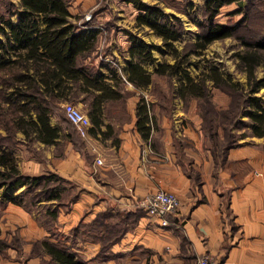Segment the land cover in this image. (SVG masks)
I'll return each instance as SVG.
<instances>
[{"label":"crops","instance_id":"1","mask_svg":"<svg viewBox=\"0 0 264 264\" xmlns=\"http://www.w3.org/2000/svg\"><path fill=\"white\" fill-rule=\"evenodd\" d=\"M101 3L68 0V9L73 16L94 12L87 20L93 17L92 32L98 39L102 36L98 27L110 29L106 41L98 42L104 49L111 47L116 56L118 64L111 67V75L125 80L111 86L123 94L133 91L126 99L113 102V108L124 105L128 115L108 114L105 106L99 130L82 138L83 151L75 150L81 162L65 172L67 181L75 186L76 198L65 199L60 205L56 200L41 198L26 206L24 186L15 191L17 198L22 197V204L0 194V237L12 243L0 255V264H40L42 256L47 255L31 252L42 240L67 246L90 264H115L117 259L135 264H194L196 257L204 254L215 264H264L261 137L240 136L229 149L226 162L216 164L210 149L201 143L198 117L183 108L179 117L172 119L152 108L145 120L151 129L143 136L137 126L138 104L142 98L154 103L152 86L135 87L127 81L124 68L130 59L127 31L135 34L149 28L136 25L138 10L133 4L125 0ZM148 31L153 41L161 40L153 30ZM154 56L156 67L159 60ZM142 65L151 72L155 69ZM177 105L183 106L181 99ZM191 120L195 123L193 130ZM173 136L192 145L187 149L186 143L184 147L191 158L186 170L177 159ZM80 153L93 157L90 163ZM96 157L102 164L95 163ZM159 187L173 191L181 201L177 212L168 216L167 226L136 205L138 198ZM43 205L47 207L41 211ZM100 213L120 219L122 228H126L118 242L104 248L94 238ZM49 217L54 222L50 226Z\"/></svg>","mask_w":264,"mask_h":264},{"label":"trees","instance_id":"2","mask_svg":"<svg viewBox=\"0 0 264 264\" xmlns=\"http://www.w3.org/2000/svg\"><path fill=\"white\" fill-rule=\"evenodd\" d=\"M8 1L5 10H0L1 196L22 204V197L17 198L15 191L21 186L27 189L34 187L36 191L31 195L33 204L44 198L47 201L56 200L60 205L65 199L76 198L75 186L68 182L67 188V180L58 173L46 175L41 181L42 175L23 172L16 165L10 146L21 143L18 134H22L24 139L56 144L62 127L52 125L51 118L54 105L62 101L72 104L82 102L92 123L89 132L96 133L106 103L115 115L127 116L125 106L113 108V102L126 99L133 91L120 93L105 80L103 73L87 62L97 52L99 44L98 36L92 32L94 24H90L93 17L79 23L84 14H70L68 0H18L17 4ZM125 1L138 10L136 25L139 28L147 26L162 41L160 45L147 42L127 31L131 46L128 49L130 59L124 68L126 79L139 88L151 85L150 92L155 97L153 104L146 102L145 98L138 104L137 126L143 136H147L151 129L145 125V120L151 116V109L158 108L161 114L172 119L174 99L178 97L185 110L193 102L201 143L210 149L216 164L226 162L229 149L236 145L240 136L264 137V101L257 94L259 88L264 87V30L246 36L238 33L240 22L222 23L217 20L221 8L232 3L238 5L233 14H248L250 0H204L201 32L195 41L185 43L181 50L175 44L182 32V21L178 16L166 12L159 0L155 4L143 0ZM227 37L241 41L243 48L237 52L236 66L246 74V84L234 81L211 61H207L196 77L192 76L189 70V65L193 63L190 53L200 55L211 43ZM160 46H165L174 62L163 60L153 72L148 71L142 63L155 64L157 59L153 49ZM259 67L260 76L257 75ZM153 75L166 76L170 80L168 88L153 83ZM113 78L117 81L115 85H119L120 79L116 75ZM210 85L228 95L227 107L214 104ZM243 113H246V119H242ZM64 120L75 129L65 113ZM240 129L243 131L239 133ZM173 143L177 159L186 170L191 163L184 150L186 143L176 136H173ZM79 145L76 150L81 152L84 142L81 140ZM261 148L264 152V145ZM0 205L2 207L3 203L0 202ZM97 224L98 233L94 238L102 243L103 248L118 242L126 230L122 228L120 219L102 213L97 217ZM10 245L11 242L0 237V255L5 254ZM31 254L47 255L42 256L40 264H90L67 246H59L50 240L36 242Z\"/></svg>","mask_w":264,"mask_h":264},{"label":"rangeland","instance_id":"3","mask_svg":"<svg viewBox=\"0 0 264 264\" xmlns=\"http://www.w3.org/2000/svg\"><path fill=\"white\" fill-rule=\"evenodd\" d=\"M122 1V0H121ZM148 2L149 4H155L156 0H143ZM163 8L166 12L171 15H176L182 21V32L179 39L175 41L178 49H182L185 43L193 42L197 39L198 34L201 32L200 25L203 22V4L204 0H159ZM102 2V3H101ZM6 3H9L8 0H0V10H5ZM13 4H17V0H12ZM101 5L104 4V1L100 0ZM238 9V5L236 3H232L229 5H225L221 8L220 13L217 15V20L222 23H233L240 22L241 28L239 30V34H244L246 36H252L254 31L264 30V0H250V7L248 10V14L236 13L233 14L234 11ZM94 12H87L84 14V18L79 19V23L85 21V19L93 16ZM14 18V16L12 17ZM92 21L90 24H93ZM102 36L100 39L106 41L107 37L110 36L109 28H97ZM150 30V29H148ZM145 30H136V36H143L144 39L149 42L156 43L160 45L162 41L156 38L154 41L151 37L150 31ZM105 33V34H104ZM237 35V32H236ZM243 48L241 41L234 37H227L221 40H216L211 43L207 49L203 51L202 54L198 55L194 52L190 53L192 64L189 65V70L192 76L196 77L203 69L207 61H211L216 63L220 69L227 75L231 76L234 81H240L243 84H246V74L243 71L237 69V52ZM98 53V54H97ZM154 55L158 57V62L166 60L170 63L174 62L173 56L170 52H166L165 46H160L159 48L153 49ZM121 55V52L119 53ZM89 65L98 70L100 73H103L105 76V80L113 85L117 84L116 79L111 75L110 69L115 66L116 56L112 53V48L104 49V47L98 44L97 52H94L90 58L87 59ZM115 63V64H114ZM147 64V63H146ZM150 69H154L155 64H147ZM261 68L257 69V75L260 76ZM154 81L158 85H161L162 88L167 89L170 85V80L166 76L153 75ZM120 80L118 83L124 84L125 80L121 77H118ZM175 87L177 83L174 84ZM117 86V85H116ZM211 97L218 107H227L229 102V97L225 92L218 90L210 85ZM156 94V93H155ZM257 94L262 97L264 101V87L259 88ZM155 98V97H154ZM179 98L174 99V118L179 117L181 108L185 109L183 106H178L177 103ZM69 102H60L59 104L54 105L53 115L51 118L52 125H60L62 130L60 132V138L56 142V144H44L38 140L33 138L24 139L22 134H18V138L21 139V143H18L14 146H10V150L15 157L16 165L25 173L42 175L41 181L45 179L46 175L51 173H58L63 176L66 180L69 177L66 176L65 172H68L72 166L80 164L81 160L78 154L76 153V147H80L79 143L82 138L77 134L76 129L69 127L67 122L64 120V110L63 105ZM83 113L87 114V108L84 106L82 102L74 103ZM193 102L190 103L189 113L191 115H196L195 111L192 109ZM107 107V113L110 114L111 107L109 103L105 105ZM186 109V110H187ZM188 112V111H186ZM246 113L242 114V119H246ZM190 121V120H189ZM192 121V120H191ZM192 130L195 129V123L190 122ZM75 128V127H74ZM240 129L238 132H242ZM69 135V136H66ZM72 140L71 141H69ZM83 141V140H82ZM183 141V140H182ZM184 143H187L184 140ZM188 147H191L189 143ZM264 144V137H261L260 146ZM186 145V144H185ZM13 147V148H11ZM200 148V147H199ZM81 154V153H80ZM81 157L88 164L91 161V156H84L81 154ZM70 183V182H69ZM68 185V181L65 182ZM2 188H0V194L2 193ZM20 188L18 191H21ZM36 188L27 189L25 192L24 200L26 206H30V204L34 203V199L31 197L33 193H35ZM20 194V193H19ZM1 207V205H0ZM39 207V206H38ZM47 205H43L40 210H45ZM52 207H49L50 209ZM49 226L54 223L53 217L48 218ZM100 260L101 257H100ZM115 264H135V261L132 263H125L122 260L117 259Z\"/></svg>","mask_w":264,"mask_h":264},{"label":"built area","instance_id":"4","mask_svg":"<svg viewBox=\"0 0 264 264\" xmlns=\"http://www.w3.org/2000/svg\"><path fill=\"white\" fill-rule=\"evenodd\" d=\"M63 110L66 118L74 125L77 133L83 139H87L92 123L87 114L83 113L76 105L65 103ZM97 165L102 164L100 157L95 158ZM138 207H141L147 214L159 217L163 226L169 225L168 216L177 212L181 205L179 197L170 190L157 188L137 199ZM194 264H215L208 255H200L195 259Z\"/></svg>","mask_w":264,"mask_h":264}]
</instances>
